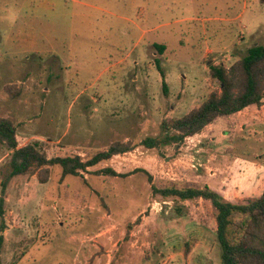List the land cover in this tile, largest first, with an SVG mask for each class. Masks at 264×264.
I'll return each instance as SVG.
<instances>
[{
  "label": "rangeland",
  "instance_id": "obj_1",
  "mask_svg": "<svg viewBox=\"0 0 264 264\" xmlns=\"http://www.w3.org/2000/svg\"><path fill=\"white\" fill-rule=\"evenodd\" d=\"M256 44L264 0H0V116L20 147L88 159L131 142L90 171L141 167L158 187L210 186L244 203L264 190V107L180 146L141 142L219 90L212 65ZM11 156L0 143V264H220L210 201L155 195L143 172L62 179L59 166L46 183L18 175L3 191Z\"/></svg>",
  "mask_w": 264,
  "mask_h": 264
},
{
  "label": "trees",
  "instance_id": "obj_2",
  "mask_svg": "<svg viewBox=\"0 0 264 264\" xmlns=\"http://www.w3.org/2000/svg\"><path fill=\"white\" fill-rule=\"evenodd\" d=\"M210 73L219 83V90L211 92L205 101L184 116L165 119L162 123L163 134L146 137L141 142L143 146L147 148L172 144L180 146L188 137L201 133L205 127L219 118L230 117L247 107L264 104V45L251 46L245 56L229 67L223 64L212 65ZM0 143L12 151L10 172L1 183L3 191L9 180L18 175L37 174L41 183L48 182L52 166L61 167L62 179L67 175L84 178V173L125 178L143 172L147 175L155 195L184 201L205 199L212 203L216 210L217 237L221 247L220 264H264V190L261 195L240 203L227 200L210 186L158 187L154 183L153 174L141 167L123 173L112 166H106L91 172V167L129 152L134 146L131 142L115 141L88 159L77 154L49 157L40 149L38 141L20 147L16 124L10 118L2 116ZM1 202L3 198H0L2 214ZM3 240L4 235L1 234L0 254Z\"/></svg>",
  "mask_w": 264,
  "mask_h": 264
},
{
  "label": "crops",
  "instance_id": "obj_3",
  "mask_svg": "<svg viewBox=\"0 0 264 264\" xmlns=\"http://www.w3.org/2000/svg\"><path fill=\"white\" fill-rule=\"evenodd\" d=\"M252 107H258V108H261V107H262V108H263V107H264V104H262L261 106H250V107H247L246 109H248V108H252ZM246 109H244V110H246ZM244 110H243V111H244ZM241 112H242V111H241ZM241 112H239V113H241ZM237 114H238V113H237Z\"/></svg>",
  "mask_w": 264,
  "mask_h": 264
},
{
  "label": "clouds",
  "instance_id": "obj_4",
  "mask_svg": "<svg viewBox=\"0 0 264 264\" xmlns=\"http://www.w3.org/2000/svg\"><path fill=\"white\" fill-rule=\"evenodd\" d=\"M14 18V17H13Z\"/></svg>",
  "mask_w": 264,
  "mask_h": 264
}]
</instances>
